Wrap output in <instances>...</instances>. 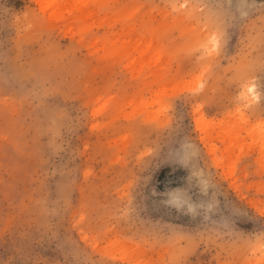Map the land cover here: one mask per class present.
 <instances>
[{"label": "rangeland", "instance_id": "rangeland-1", "mask_svg": "<svg viewBox=\"0 0 264 264\" xmlns=\"http://www.w3.org/2000/svg\"><path fill=\"white\" fill-rule=\"evenodd\" d=\"M0 264H264V0H0Z\"/></svg>", "mask_w": 264, "mask_h": 264}, {"label": "bare ground", "instance_id": "bare-ground-1", "mask_svg": "<svg viewBox=\"0 0 264 264\" xmlns=\"http://www.w3.org/2000/svg\"><path fill=\"white\" fill-rule=\"evenodd\" d=\"M254 88H255V86H254V84H252V85L249 86L248 89L250 91L254 92ZM197 121H198L200 127H204L205 124H209V123L213 122V120L208 119L207 117H205L203 112L200 113L199 117L197 118Z\"/></svg>", "mask_w": 264, "mask_h": 264}]
</instances>
